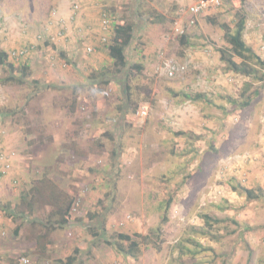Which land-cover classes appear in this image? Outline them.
I'll use <instances>...</instances> for the list:
<instances>
[{
    "label": "rangeland",
    "instance_id": "374dc122",
    "mask_svg": "<svg viewBox=\"0 0 264 264\" xmlns=\"http://www.w3.org/2000/svg\"><path fill=\"white\" fill-rule=\"evenodd\" d=\"M7 1L13 12H24L28 2ZM40 1L35 14L43 23L53 5ZM197 1L176 7L169 0H98L100 10L134 26L123 69L108 56L114 34L93 53L80 42L74 54L59 45L35 59L30 54L24 84L8 81L13 74L0 66V110L10 114L0 118V148L17 154L0 187V264H65L71 256L74 264H264V197L249 201L240 190L264 195V84L229 72L219 52L231 48L221 25L235 29L244 17V39L264 60V0H221L222 7L190 25L181 10ZM154 11L165 22L152 29ZM23 60L12 62L20 67ZM167 60L186 70L169 78ZM248 83L249 94L260 93L242 110L228 97L240 98ZM173 91L207 94L211 102ZM141 105L149 107L146 118L138 116ZM43 178L74 205L72 222L36 244L51 211L45 190L32 191ZM158 227L160 251L143 246L132 258L107 244L119 233L146 235Z\"/></svg>",
    "mask_w": 264,
    "mask_h": 264
},
{
    "label": "trees",
    "instance_id": "16d2710c",
    "mask_svg": "<svg viewBox=\"0 0 264 264\" xmlns=\"http://www.w3.org/2000/svg\"><path fill=\"white\" fill-rule=\"evenodd\" d=\"M236 4L237 1L233 0ZM247 0H240L238 1L241 3V5H244V3ZM238 4V3H237ZM109 13L111 10H109ZM112 15V14H110ZM139 16H142L140 13ZM112 17V24L114 27V36L113 39L108 46V56L110 58L111 63L119 70L127 67V55H126V48L129 47L134 39V30L132 24H125L121 20L118 19L117 16H111ZM150 20L149 22L153 23L155 20L159 21H165V18H163L160 13L158 12H151L150 13ZM212 24H217V21L212 19L210 20ZM221 28L224 32V39L225 41L231 46L229 49H220V59L221 61L226 64L229 72L237 75H242L246 78H249L250 80H256L260 83L264 84V72L262 70L264 69V60L254 51L253 48H251L244 39V33L247 29L246 27V19L244 17H240L239 20L235 23V29H233L229 24H222ZM93 36V35H92ZM141 40L144 39L142 36L139 37ZM181 43L185 46L188 45V37L185 35L181 36ZM64 55V54H63ZM65 57V56H64ZM235 57L241 58L242 62L237 63L234 59ZM23 65L18 67L17 64L14 65L8 61V54L5 51H0V66L6 67L9 69L10 73L13 74L12 76H9L8 81H12L19 84H24V80L30 76V58H27L24 60ZM254 62V65L252 64ZM135 69L139 71L140 73L143 71V66L136 64L134 65ZM260 67V68H258ZM18 74V77H15L14 75ZM17 76V75H16ZM252 84L248 83L245 84V87H243V90L240 94V98H233L228 97V101L234 105H238L239 109H246L250 107L253 103V101L256 99V97L259 95V90H254L253 92H250L252 89ZM126 90L129 92L130 87L127 85ZM174 97L178 96H184L187 99L191 101L196 100H202L203 102H206L207 104L211 102V100L208 98L207 94L197 93V94H180L172 92ZM130 97V96H129ZM10 114L6 111L0 110V118H7ZM1 168V166H0ZM18 183L17 181H14V184ZM48 194V202L49 206L51 207V211L49 212V216L46 222V229L47 232H45L42 235H39L36 240V244H41V242L45 241L46 244L48 243V235L56 229V227L62 229L67 227L72 222V215L71 211L74 205V198L70 197L67 193L61 191L55 183H53L51 180L43 178L41 180L37 181V185L32 188L33 192H36L37 195L43 196V193H41L42 190ZM240 190L246 195V198L251 200H258L264 197V195H259L256 193L255 190L247 189V188H240ZM25 199V198H24ZM26 200V199H25ZM173 203V199L170 198L166 204V214L164 215L163 223L168 222V210L171 207ZM34 201L31 200L30 202H27V207L30 213H34ZM13 216L15 217V214L13 212ZM19 216V215H18ZM25 216L24 214H21L19 217ZM10 217H12V214H10ZM92 218V216H90ZM36 223H39L41 225L42 222L39 220H36ZM18 230V229H16ZM162 235V227H158L155 230H151L148 234L143 235L140 233H135L133 235L125 234V233H119L116 235V241L111 242L110 240L107 241V244L114 245L116 249L123 254L124 256H130L132 258H136L139 253L141 252V249L143 246L145 247H152L153 249L160 251L162 242H159L158 240L161 239ZM86 247V244H82L78 248H75L74 253L75 255L80 253L82 249ZM182 248V247H181ZM186 251L183 249H180V254L184 255ZM192 253V252H190ZM76 261L75 256H71L67 259L65 264H74ZM60 264H64L62 260H59Z\"/></svg>",
    "mask_w": 264,
    "mask_h": 264
},
{
    "label": "crops",
    "instance_id": "0c3cea01",
    "mask_svg": "<svg viewBox=\"0 0 264 264\" xmlns=\"http://www.w3.org/2000/svg\"><path fill=\"white\" fill-rule=\"evenodd\" d=\"M2 1L0 0V51H5L8 54V61L12 64L14 63L9 58V54L21 48H33L31 55L33 54L35 59L41 52L57 49L58 45L60 47L64 46L67 52L74 54L77 53L78 43L80 42L84 44V49L85 47H92L96 50V47L100 44L99 21L101 8H99L98 0H71L72 2L69 0H50L51 5L49 7L52 5L53 7L43 23L40 22L43 18L37 16L39 15L38 6L41 5L40 0H28L27 3L23 1L24 12L20 8H18V12H13L10 9L13 2L9 3L10 1H7L2 4ZM169 1L175 3L176 7L188 4L187 0ZM75 6H78V8H75ZM35 12H37V15ZM160 15L162 16L161 13ZM148 19L150 20V18ZM164 22L155 20L150 24L153 26L152 29H155L159 25H164ZM144 27H142L143 30ZM147 29L150 28L146 27L145 30ZM133 30L135 29L133 28ZM146 32H149V30ZM152 41L153 39L150 38L149 43H152ZM86 42L92 45L86 44ZM29 57H25L24 60ZM24 60L23 62H25ZM30 65L32 66V58L30 59ZM2 144L3 142L0 143V146Z\"/></svg>",
    "mask_w": 264,
    "mask_h": 264
},
{
    "label": "built area",
    "instance_id": "2783aa9c",
    "mask_svg": "<svg viewBox=\"0 0 264 264\" xmlns=\"http://www.w3.org/2000/svg\"><path fill=\"white\" fill-rule=\"evenodd\" d=\"M222 7L221 0H199L191 6L186 8H182L181 14L188 16L190 25H196L197 19L209 11L212 8H220ZM78 8V6H75ZM100 42L105 45L109 42L111 36L115 34L114 27L112 24V17L108 10L102 9L100 10ZM85 50L88 53H93L95 50L92 47H85ZM33 52V48H21L15 51H12L9 54V58L15 61L22 60V58L29 57V55ZM165 71L169 78H174L178 73L184 72L186 70V66H181L174 61L167 60L164 63ZM149 113L148 105H141L138 111V116L142 118H146ZM5 138V131L0 124V143ZM0 148V187L1 184L6 177V175L12 169V163L15 158H17V154L15 151H1ZM23 263H27V260L23 258Z\"/></svg>",
    "mask_w": 264,
    "mask_h": 264
}]
</instances>
